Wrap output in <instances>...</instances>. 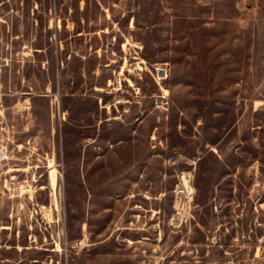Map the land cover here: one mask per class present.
<instances>
[{
    "label": "rangeland",
    "instance_id": "rangeland-1",
    "mask_svg": "<svg viewBox=\"0 0 264 264\" xmlns=\"http://www.w3.org/2000/svg\"><path fill=\"white\" fill-rule=\"evenodd\" d=\"M0 141V264H264V0H0Z\"/></svg>",
    "mask_w": 264,
    "mask_h": 264
},
{
    "label": "built area",
    "instance_id": "built-area-1",
    "mask_svg": "<svg viewBox=\"0 0 264 264\" xmlns=\"http://www.w3.org/2000/svg\"><path fill=\"white\" fill-rule=\"evenodd\" d=\"M7 153L6 145H3L0 141V159H2Z\"/></svg>",
    "mask_w": 264,
    "mask_h": 264
},
{
    "label": "bare ground",
    "instance_id": "bare-ground-1",
    "mask_svg": "<svg viewBox=\"0 0 264 264\" xmlns=\"http://www.w3.org/2000/svg\"><path fill=\"white\" fill-rule=\"evenodd\" d=\"M53 172V171H52ZM50 175H52V174H50ZM54 178V177H53ZM54 180V179H53Z\"/></svg>",
    "mask_w": 264,
    "mask_h": 264
}]
</instances>
